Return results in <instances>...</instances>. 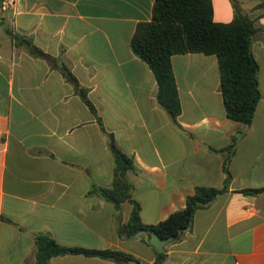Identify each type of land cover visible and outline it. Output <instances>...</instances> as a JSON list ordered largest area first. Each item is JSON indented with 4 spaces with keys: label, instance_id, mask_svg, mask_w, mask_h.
<instances>
[{
    "label": "crops",
    "instance_id": "1",
    "mask_svg": "<svg viewBox=\"0 0 264 264\" xmlns=\"http://www.w3.org/2000/svg\"><path fill=\"white\" fill-rule=\"evenodd\" d=\"M155 1L17 0L0 11V264H38L41 235L155 264L150 234H121L132 204L116 209L96 194L114 179L107 133L134 161L127 178L146 225L185 208L197 187L223 188L229 162V190L166 247L164 264H264V0H211L215 22L239 10L258 29L261 100L250 126L227 116L216 56L175 55L177 123L160 106L155 75L131 47ZM45 264L121 263L65 254Z\"/></svg>",
    "mask_w": 264,
    "mask_h": 264
},
{
    "label": "trees",
    "instance_id": "2",
    "mask_svg": "<svg viewBox=\"0 0 264 264\" xmlns=\"http://www.w3.org/2000/svg\"><path fill=\"white\" fill-rule=\"evenodd\" d=\"M257 31L255 22L239 10L231 23L215 22L211 0H156L152 20L137 26L131 47L135 55L146 62L155 75L158 103L176 123L182 113V106L172 58L185 54L216 56L227 116L233 121L250 126L261 100L260 66L252 51L253 37ZM36 51L43 55L41 51ZM59 70L67 80L79 86L78 80L67 66L63 65ZM82 97L89 109L97 114L95 106L84 91ZM107 135L116 163L114 179L110 188H97L96 194L112 203L116 209H120L125 202L132 204L130 220L121 231L125 238L155 231L162 238L176 236L179 240L184 233L193 229L197 212L229 190L231 173L227 162L224 167L227 178L223 188L197 187L186 198L185 208L174 212L157 225H146L141 218L140 205L132 199V185L127 178V173L135 170L134 161L119 148L114 135ZM235 142L236 137L233 140ZM36 241L38 264H45L52 257L65 254L98 257L121 264L136 260L133 256L119 251L64 248L43 235L38 236ZM167 257V252H157L155 264H164Z\"/></svg>",
    "mask_w": 264,
    "mask_h": 264
},
{
    "label": "water",
    "instance_id": "3",
    "mask_svg": "<svg viewBox=\"0 0 264 264\" xmlns=\"http://www.w3.org/2000/svg\"><path fill=\"white\" fill-rule=\"evenodd\" d=\"M149 243L158 253L166 252V247L177 240L176 236L162 238L155 231H151L150 233ZM128 264H141L137 260H130Z\"/></svg>",
    "mask_w": 264,
    "mask_h": 264
},
{
    "label": "built area",
    "instance_id": "4",
    "mask_svg": "<svg viewBox=\"0 0 264 264\" xmlns=\"http://www.w3.org/2000/svg\"><path fill=\"white\" fill-rule=\"evenodd\" d=\"M16 1L17 0H2L0 11L6 12L12 9L13 7H15Z\"/></svg>",
    "mask_w": 264,
    "mask_h": 264
}]
</instances>
